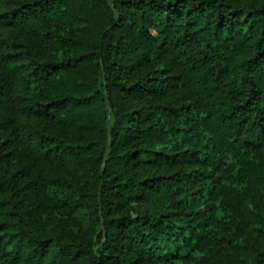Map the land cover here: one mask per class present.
<instances>
[{
  "label": "trees",
  "instance_id": "1",
  "mask_svg": "<svg viewBox=\"0 0 264 264\" xmlns=\"http://www.w3.org/2000/svg\"><path fill=\"white\" fill-rule=\"evenodd\" d=\"M0 264H264V0H0Z\"/></svg>",
  "mask_w": 264,
  "mask_h": 264
}]
</instances>
